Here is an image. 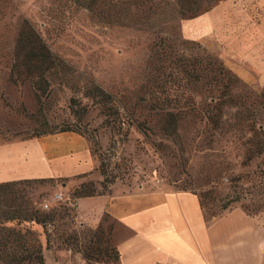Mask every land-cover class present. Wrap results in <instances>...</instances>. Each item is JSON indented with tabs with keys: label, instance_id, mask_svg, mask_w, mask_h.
Masks as SVG:
<instances>
[{
	"label": "rangeland",
	"instance_id": "rangeland-1",
	"mask_svg": "<svg viewBox=\"0 0 264 264\" xmlns=\"http://www.w3.org/2000/svg\"><path fill=\"white\" fill-rule=\"evenodd\" d=\"M221 1L0 0V143L70 130L96 160L92 180L77 187L51 179L0 189V222L19 218L0 230V264H37L39 252L44 264H119L113 222L89 227L76 217L81 191L185 190L202 194L207 215L233 197L232 208L264 217V154L244 143L254 126L264 139V79L223 70L219 52L182 33L183 21ZM255 7L253 22L264 25V3ZM36 38L61 62L30 73L24 57L39 52ZM205 68L201 80L186 75ZM210 89L224 90L219 110L204 107ZM210 113L223 129L208 125ZM55 193L74 206L43 227L21 221L32 208L47 214L43 203Z\"/></svg>",
	"mask_w": 264,
	"mask_h": 264
},
{
	"label": "crops",
	"instance_id": "crops-1",
	"mask_svg": "<svg viewBox=\"0 0 264 264\" xmlns=\"http://www.w3.org/2000/svg\"><path fill=\"white\" fill-rule=\"evenodd\" d=\"M258 3L264 2L223 0L183 21L182 33L219 52L223 66L244 81L262 80L264 25L253 22L249 10ZM95 168L89 144L73 131L0 143V184L55 179L77 187L92 180ZM75 203L76 217L89 227L105 216L113 222L119 264H264V217L233 208L208 221L190 191L113 192ZM89 203L98 205L94 214L87 212Z\"/></svg>",
	"mask_w": 264,
	"mask_h": 264
},
{
	"label": "trees",
	"instance_id": "trees-1",
	"mask_svg": "<svg viewBox=\"0 0 264 264\" xmlns=\"http://www.w3.org/2000/svg\"><path fill=\"white\" fill-rule=\"evenodd\" d=\"M216 1H219V0H215V2ZM35 42H36V44H38L39 52H32V53H30L24 57V59H26V61H25L26 66L30 67V68H28V70H30V73L36 72L38 70L43 72V71L47 70L48 68L53 67V66H55L61 62L59 60V58H56L55 56H53L51 54L49 49L46 48L45 45L42 44V42L40 40H38L36 38ZM221 67L223 68V70L229 72V70H227V68L223 67L222 65H221ZM223 70L219 69V73H223ZM207 71L208 70L206 68L204 70H201L198 73L197 72L190 73V71H188L186 75L189 78L193 77L192 78L193 81L194 80L197 81V80H201L203 78H206V76L208 74ZM213 78L214 77H212L211 80L214 81L215 78L214 79ZM215 82L222 84V81L220 79H217ZM224 85H225L224 89H227V83L226 82L224 83ZM209 92H211V97L209 98L208 102H206V101L204 102V107H206L205 109L207 111H209V110L212 111V110H219L220 108H222L224 106V101H226L225 100L226 98L223 97L224 96L223 95L224 90L218 96L213 95L214 89H210ZM230 100H232V99H229L228 101H230ZM166 116L168 118L167 119L168 122H170V124H174V122H175L174 121V115L173 114H166ZM206 120H207L206 122L208 123V125L211 126V128L214 130L224 128V125H223L224 121L218 120L216 118V116L213 114L211 115V113L208 115ZM172 127L174 128V131H175L176 128L174 126H172ZM64 131H70V130H64ZM64 131H62V132H64ZM260 132H262V131H260L258 128H255V126H254V128L250 127L248 129V132H247L248 136L246 138V141L244 142L245 144L252 145V147H253L252 153L254 154L253 156H255V155L262 156L264 154V139L259 137ZM248 160H251V159L249 158ZM23 181H35V182L42 181V182H44V181H51V180L41 179V180H23ZM19 182H22V181H19ZM16 183H18V182H8V183L0 184V189H3L5 187H8V186L16 184ZM193 194H195V193H193ZM96 195H102V194H96ZM96 195L93 192L92 193H90V192L84 193L81 191V193H78L75 195V198L81 199V197H94ZM195 195L200 200V206L202 209V213H204L205 219L208 221L212 220L214 217H219L221 215L228 213L227 211H230L233 208H235V207L232 208L231 205L238 201V199L232 197V198H227L226 201H223L222 203L215 205L214 201H216V200H215V198H212L211 200L214 203L212 205V207L214 206V209L210 214L207 215V213L205 212V203H204V199L202 197V194L198 193ZM60 208H62L64 211H67V209H69L70 206L68 204L67 205L66 204H58V205L52 206V208L50 210H48L49 212L45 215L39 214V211L32 208L30 210H25L23 217H21L20 219L23 223L24 222L33 223L36 225H41L43 227V224L45 222L53 220V216L56 215L57 210ZM249 215H251V214H249ZM16 219L19 220V218L14 217L13 215L6 216V218H5L6 221L4 223L0 222V230L15 229L12 227H9V228L5 227V224L12 222V221H15ZM26 233H30V232L26 231ZM26 249L27 248H25V250ZM36 263L37 264H44V262L42 260L41 252H39V256L37 257Z\"/></svg>",
	"mask_w": 264,
	"mask_h": 264
},
{
	"label": "built area",
	"instance_id": "built-area-1",
	"mask_svg": "<svg viewBox=\"0 0 264 264\" xmlns=\"http://www.w3.org/2000/svg\"><path fill=\"white\" fill-rule=\"evenodd\" d=\"M58 204H68L69 206H74V200L70 195L65 196L64 194L61 193H55L53 194L52 198L50 201H45L43 203V208L45 210H50L53 205H58Z\"/></svg>",
	"mask_w": 264,
	"mask_h": 264
}]
</instances>
